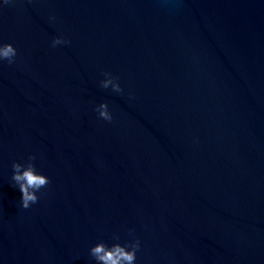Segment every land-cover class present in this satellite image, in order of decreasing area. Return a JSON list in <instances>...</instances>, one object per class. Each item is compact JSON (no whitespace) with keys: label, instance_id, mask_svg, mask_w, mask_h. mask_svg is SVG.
Wrapping results in <instances>:
<instances>
[{"label":"water","instance_id":"obj_1","mask_svg":"<svg viewBox=\"0 0 264 264\" xmlns=\"http://www.w3.org/2000/svg\"><path fill=\"white\" fill-rule=\"evenodd\" d=\"M5 43L0 264H264V0H0Z\"/></svg>","mask_w":264,"mask_h":264},{"label":"clouds","instance_id":"obj_2","mask_svg":"<svg viewBox=\"0 0 264 264\" xmlns=\"http://www.w3.org/2000/svg\"><path fill=\"white\" fill-rule=\"evenodd\" d=\"M4 3H9V0H4ZM66 42L62 37H57L52 41V46L55 47ZM16 55L17 50L11 43L0 44V61L6 60L9 64H12L15 62ZM104 75L106 79L100 82L101 87L107 89L111 86L112 90L117 93L123 91L118 78L113 77L111 73H104ZM96 111L99 113L101 119L108 122L112 121L113 116L109 112L106 102L101 103ZM35 159V156L30 155L26 164L19 162L12 164V179L22 193L21 207L24 209H28L32 204L37 203L40 198L37 192H40L42 188H46L50 183L47 176L37 172L36 166L33 163ZM129 235H134V231L129 230ZM114 239L118 241L119 236H115ZM139 249V239L126 241L123 245L117 242L111 246L101 241L91 247L90 256L95 259L97 264H135L136 253Z\"/></svg>","mask_w":264,"mask_h":264}]
</instances>
